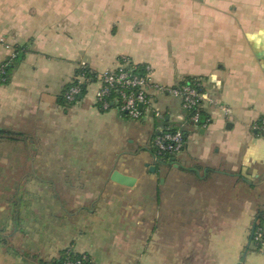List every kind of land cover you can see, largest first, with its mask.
<instances>
[{"label":"crops","instance_id":"obj_1","mask_svg":"<svg viewBox=\"0 0 264 264\" xmlns=\"http://www.w3.org/2000/svg\"><path fill=\"white\" fill-rule=\"evenodd\" d=\"M128 57L172 86L199 79L207 125L159 159L161 124L101 110L78 68ZM0 264H264L250 243L264 216V0H0ZM164 123L178 99L154 95ZM224 109H227L226 112ZM114 171L134 179H111Z\"/></svg>","mask_w":264,"mask_h":264},{"label":"built area","instance_id":"obj_2","mask_svg":"<svg viewBox=\"0 0 264 264\" xmlns=\"http://www.w3.org/2000/svg\"><path fill=\"white\" fill-rule=\"evenodd\" d=\"M10 60L0 64V82L7 79V69ZM86 69L81 65L78 70ZM92 78L82 73H75L70 85L64 91V99L72 104L82 96V85L97 80L99 87L95 92V102L99 109L109 110L115 108L121 115L139 119L147 116L150 110L152 116L161 124L151 140L150 147L159 159L170 158L182 152L185 147V134L183 128L188 124H208L209 119L203 120L201 105L203 101L202 82L199 79L177 85H164L153 79V70L149 65L135 63L128 57H121L113 69L92 73ZM168 95L179 100L183 115L178 123L165 124L164 114L153 103L154 95ZM228 112L227 109H224ZM255 131L264 135V117L259 118L253 125ZM250 243L257 250L264 249V223L256 219L251 231ZM70 250H65L54 264H83L88 256L78 254L73 257Z\"/></svg>","mask_w":264,"mask_h":264},{"label":"trees","instance_id":"obj_3","mask_svg":"<svg viewBox=\"0 0 264 264\" xmlns=\"http://www.w3.org/2000/svg\"><path fill=\"white\" fill-rule=\"evenodd\" d=\"M10 67V66H9ZM9 67H8V69H9ZM8 69H7V72H8ZM77 73H82V74H84L85 76H87V77H90V78H92V75L89 73V70L88 69H81V70H78L77 71ZM187 81H189V79L187 80ZM70 85V84H69ZM68 85V86H69ZM67 86V87H68ZM85 84H83L82 85V94L84 93V91H85ZM63 99H64V96H63ZM65 100V99H64ZM202 115V114H201ZM202 117H203V115H202ZM0 135H2V136H11V135H13V133H10V132H6V131H0ZM166 159H168L167 157H166ZM260 221L262 222V223H264V216H262V217H260ZM73 257H77L78 256V254H71ZM83 264H93V262L91 261V259L88 257V259L87 260H85L84 261V263Z\"/></svg>","mask_w":264,"mask_h":264},{"label":"water","instance_id":"obj_4","mask_svg":"<svg viewBox=\"0 0 264 264\" xmlns=\"http://www.w3.org/2000/svg\"><path fill=\"white\" fill-rule=\"evenodd\" d=\"M111 179L113 181H115L119 184L125 185V186H131L132 183L134 182L133 178L126 176V175H123L117 171L113 172Z\"/></svg>","mask_w":264,"mask_h":264}]
</instances>
